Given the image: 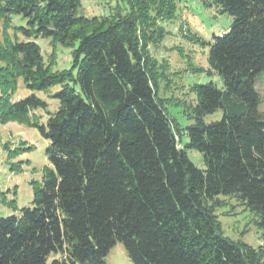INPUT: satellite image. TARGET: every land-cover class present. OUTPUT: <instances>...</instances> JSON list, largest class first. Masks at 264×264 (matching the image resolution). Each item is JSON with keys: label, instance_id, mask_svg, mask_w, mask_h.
I'll list each match as a JSON object with an SVG mask.
<instances>
[{"label": "trees", "instance_id": "obj_1", "mask_svg": "<svg viewBox=\"0 0 264 264\" xmlns=\"http://www.w3.org/2000/svg\"><path fill=\"white\" fill-rule=\"evenodd\" d=\"M198 1L232 24L207 54L222 88L192 85L191 104L158 96L166 69L149 51L179 0H0V124L34 128L48 142L30 205L0 215V264H106L116 243L133 264H264L260 249L223 236L215 214L220 196L236 198L264 243V115L255 90L264 0ZM84 2L105 5L104 13L88 15ZM31 38L71 48L70 67L54 70L55 50L45 60ZM19 84L61 86L52 96L58 107L49 112L35 95L17 100ZM168 104L184 109V128ZM219 110L218 121L204 122ZM3 149L8 160L25 150Z\"/></svg>", "mask_w": 264, "mask_h": 264}, {"label": "rangeland", "instance_id": "obj_2", "mask_svg": "<svg viewBox=\"0 0 264 264\" xmlns=\"http://www.w3.org/2000/svg\"><path fill=\"white\" fill-rule=\"evenodd\" d=\"M85 12L88 15L103 14L105 5L98 7L93 2H84ZM13 22L23 26L24 20L13 17ZM232 18L228 14H218L216 8L206 9L198 0H179L176 17L172 21L160 23L164 31V38L149 45L151 56L165 64L166 81H160L158 96L164 99L185 100L194 104V94L190 88L194 84L202 85L213 82L219 89L222 88L220 78L215 74H208L207 54L209 44L213 37L221 36L228 32ZM26 40V39H25ZM41 48L45 60H49L53 50L56 52L54 70L68 69L71 65V48L57 46L55 49L49 41L41 38H31ZM62 89L55 86L45 92H31L19 84L16 99H25L35 95L48 103V111L53 112L59 105L58 100L52 98ZM255 90L261 98L260 112L264 115V73L259 74L255 83ZM169 115L176 120L179 128H184L188 122L183 108H174L167 105ZM40 122L44 123L47 113L37 111ZM222 117L219 110L204 117V122L218 121ZM184 141L186 139L184 138ZM7 144L11 151H20L8 160L3 149ZM48 142L44 140L34 128L11 122L0 124V215L18 214L23 207L29 206L32 200V181H41L43 170L48 166L45 149ZM187 155L192 163L199 169L204 165L200 154L195 150H187ZM17 164L19 170L11 171V164ZM222 203L215 210L221 223L224 237L232 241H240L246 245L260 249L264 261V243L261 230L254 223V216L236 198L220 196ZM14 202V207H8V202ZM58 256L52 254L50 260ZM49 260V261H50ZM106 264H133L128 258L124 247L116 243L109 251Z\"/></svg>", "mask_w": 264, "mask_h": 264}]
</instances>
